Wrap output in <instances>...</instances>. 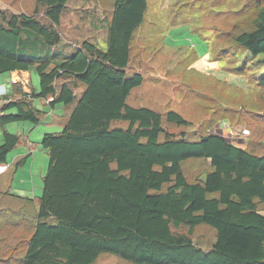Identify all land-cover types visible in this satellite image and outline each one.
Returning a JSON list of instances; mask_svg holds the SVG:
<instances>
[{"label":"trees","instance_id":"1","mask_svg":"<svg viewBox=\"0 0 264 264\" xmlns=\"http://www.w3.org/2000/svg\"><path fill=\"white\" fill-rule=\"evenodd\" d=\"M3 1L25 8L19 0ZM68 1L36 0L31 14L0 7V76L34 68L40 78L39 94L19 92L15 85L20 96L3 107L0 164H7L21 141L5 127L42 121L35 97L50 100L52 107H73L63 130L43 137L50 159L38 203L10 190L24 158L1 179L11 187L0 191V264H97L107 256L129 264H264V76L247 80L253 90L228 85L233 95L222 94L221 87L213 97L203 82L214 77L193 67L199 57L192 48L193 59L175 68L191 95H201L193 105L209 107L212 102L204 98L209 96L219 106L202 130L188 133L186 127L202 117L200 109L189 113L192 122L175 109L129 102L145 83L143 73L130 67L148 0L102 3L107 50L84 40L58 61L38 48L55 47L64 38L61 16ZM255 1L251 15L234 21L236 16L220 13V0H185L169 9V22L175 23V13H189L206 40L210 31H230L246 57L264 67V0ZM245 20L248 27L242 29ZM212 43L218 55L228 56L219 40ZM238 60L225 70L248 74L242 71L246 61L239 66ZM173 94L179 104L180 96ZM245 105L247 113L233 112ZM222 119L230 121V134L250 130L245 141L250 146L211 134ZM191 160L208 163L192 179L184 168ZM202 227L214 233L209 247L195 241Z\"/></svg>","mask_w":264,"mask_h":264},{"label":"rangeland","instance_id":"2","mask_svg":"<svg viewBox=\"0 0 264 264\" xmlns=\"http://www.w3.org/2000/svg\"><path fill=\"white\" fill-rule=\"evenodd\" d=\"M13 0H8L10 3ZM17 4L24 3L25 8L12 7V9L20 10V13H33V7L36 0H19ZM185 0H148V8L145 13L144 22L141 29L137 33L136 40L134 42L133 60L131 63V71L139 70L143 73L145 83L133 93L130 97V104L133 106L148 107L151 106L154 109L167 112L170 109H175L189 117L190 120L194 117L189 115L190 112H202V117L198 121H192V125L186 127L188 133L193 131H200L203 128L204 123H209L213 117V113L218 109L219 103L209 96L204 97L209 99L212 103L207 108H199L193 105L194 100L197 102L201 98L200 94L193 97L190 93L191 88L185 84V78L180 74L175 66L183 62H187L193 59L192 48L198 53V60L194 63L193 67L198 71L213 76V78L206 80L203 84L206 86V92L212 94L213 97L220 95V89L222 87V94L229 93L231 91L227 88L228 85L233 88H241L244 90H253L254 86L250 85L247 80L251 82L253 78L264 76V67H258L256 61L252 58H247V53L239 48L235 43L232 32L230 31H210L205 35L208 36L206 40L200 34V24L190 19L189 13L178 15L174 14L175 23L169 22L168 11L171 7L177 6L179 3ZM0 1V6L6 7V3ZM102 3L107 4V0H69L64 8L61 16V29L64 38L57 46L59 49H64L67 44L65 41H71L78 45L84 40L91 41L99 48L107 50V26L104 21V14L102 9ZM8 4V3H7ZM257 6L255 0H220L219 11L225 13L227 16H236L234 21H241L246 19L247 16L255 10ZM21 10H24L21 12ZM16 12V11H15ZM17 14H20L16 12ZM249 21V20H248ZM248 21H244L241 28L248 27ZM236 32V30L234 31ZM217 33H220L217 35ZM215 40H219L220 47L228 51V56L222 57V52L219 55L217 50L213 48ZM37 46L29 47L25 51L27 54H31L36 51ZM52 47L41 45L38 49L41 52L43 50L49 51ZM68 53L56 54V60L61 61L73 54L75 49L69 46ZM222 50V49H221ZM22 51V50H21ZM140 55L137 56V53ZM23 52V51H22ZM21 52V54H22ZM72 52V53H70ZM213 52V54H212ZM46 52L42 53L45 54ZM221 58V59H218ZM239 59V60H238ZM139 60V62H138ZM235 60L239 61V66H242L246 61L244 70H247L248 74L243 76L236 75L226 71V67H229L230 63H235ZM244 61V62H243ZM243 63V64H242ZM248 63V64H247ZM255 64V65H253ZM32 78L30 87L35 91V94L40 92V79L34 69H31ZM9 73H4L0 76V79H7ZM262 74V75H260ZM3 76V78H1ZM193 72H187L186 77L192 78ZM199 82L196 81L197 85ZM223 84V86H222ZM226 84V85H225ZM209 88H212L209 91ZM199 92H204V87L199 86ZM82 88L77 89V92H81ZM214 90L216 93H214ZM180 96V103L177 104V96ZM186 92V95L184 94ZM233 95V94H231ZM141 97V98H140ZM43 98L35 97L34 102L38 107H41ZM178 100V102H179ZM45 101V100H44ZM244 101V100H243ZM187 103V104H186ZM58 107H63V110H59V113H64L69 116L71 111L67 110L63 105L58 104ZM208 105V104H207ZM57 112V111H56ZM237 114L247 113V107H239L237 110H233ZM232 111L229 112L234 114ZM217 116L216 114H214ZM220 115V114H219ZM229 124L228 119L220 120ZM230 125V124H229ZM214 126V125H213ZM64 128V125L60 127V123L57 122L54 126H47L45 124H35L29 121L25 122H13L8 126V130L11 133L18 134L21 138L20 144L11 151L9 155V163H14L17 157L31 153L27 163L19 167V171L13 182V190L15 193L25 197H30L39 201V198L43 195L44 191V178L49 166V151L44 148L42 140L44 134L52 132H60ZM169 130H177L167 126ZM230 129H226L227 138L234 144L241 147H249L246 143V139L250 135V130L246 129L240 133L230 134ZM210 132L212 129L209 130ZM194 137V135H191ZM208 163L202 160L187 161L184 165L185 171L190 179H192L197 173H203L207 170ZM10 201V200H9ZM17 203L16 201H12ZM5 202H3L4 204ZM6 204V203H5ZM7 217V215H6ZM11 222V221H8ZM4 231L8 229V226L2 225ZM26 236V232H20ZM7 234V233H6ZM28 234V233H27ZM214 233L207 227H202L195 232V241L204 247H209L214 241ZM97 264H129L116 257L107 256L99 260Z\"/></svg>","mask_w":264,"mask_h":264},{"label":"crops","instance_id":"3","mask_svg":"<svg viewBox=\"0 0 264 264\" xmlns=\"http://www.w3.org/2000/svg\"><path fill=\"white\" fill-rule=\"evenodd\" d=\"M0 7L3 8L2 6H0ZM6 7H9L7 9H10L13 12L16 11V12L20 13V10H15L14 11L12 9V7H10L8 5ZM21 9H23V8H21ZM22 11H24V10H21V12ZM65 44H67V45H66V47L64 49H62V48L59 49V46H55V47H52L51 49H49V51L43 50L42 53L46 52L45 54H50L51 56H54V54L56 55L58 53L59 54H66V53H68L69 46H71L75 50L78 48V45L74 44L71 41H65ZM70 53H72V52H70ZM8 73L9 74L6 77L7 78L6 80H5V78H3V76L1 77L3 79H0V85H6L7 90H8V93H9V98L16 99L17 97L20 96V95L16 94V86H18L19 92L21 91L23 93L30 94V93H32L34 91L30 87L31 78H32V72H31V70H29V71H12V72H8ZM44 100H43V103H42L41 107H38L37 104L34 102V105L36 106L37 109L44 111V117H43V119H42V121L40 123L41 124H45L47 126H54V124H56L57 122H59L60 123V127H62L63 125L65 126V124H66L67 120L69 119L71 113L69 114V116H67L66 113H64V115H62V114L59 113V110H63L62 109L63 107H58L59 106L58 104L55 107H52L50 105V100H45V101ZM61 105H63V104H61ZM63 106L65 108V112H67V110H69V111L72 112V108H73L72 106H65V105H63ZM9 125L10 124H8L5 127L7 129V131H9L8 130V126ZM9 132H11V131H9ZM52 133H58V132H52ZM13 134H15V133H13ZM2 140H3V129L0 126V143H1ZM30 155H31V153H28V154L19 156V157H17V159L15 160V162L14 163L12 162L11 164L9 163V160L7 161V164H0V191H2L4 189H8L9 186H10L6 182L5 179H3L2 181H1V179L4 178L9 173V170H10V173L12 174L11 170L14 168V166L17 163L18 160L24 158L25 159L24 164L27 163ZM8 158H9V156H8ZM18 171H19V169L15 172L14 179H15L16 174H17ZM13 182H14V180H13ZM13 188L14 187L12 186L11 189H10L13 194H15L17 196L25 197V196H22L20 194L15 193L14 190H13ZM28 198H30V197H28Z\"/></svg>","mask_w":264,"mask_h":264},{"label":"built area","instance_id":"4","mask_svg":"<svg viewBox=\"0 0 264 264\" xmlns=\"http://www.w3.org/2000/svg\"><path fill=\"white\" fill-rule=\"evenodd\" d=\"M11 101L12 99L9 98V93L6 85H0V116L4 114L3 107ZM229 126L230 125L225 122H219L214 127V129H212L211 134L228 137L225 131L229 128Z\"/></svg>","mask_w":264,"mask_h":264}]
</instances>
